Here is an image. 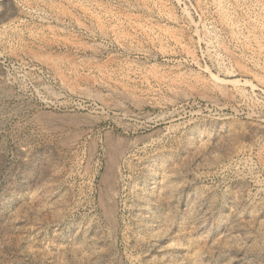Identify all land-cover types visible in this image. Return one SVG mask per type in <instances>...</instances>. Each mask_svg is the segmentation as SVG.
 Listing matches in <instances>:
<instances>
[{
	"label": "rangeland",
	"instance_id": "obj_1",
	"mask_svg": "<svg viewBox=\"0 0 264 264\" xmlns=\"http://www.w3.org/2000/svg\"><path fill=\"white\" fill-rule=\"evenodd\" d=\"M0 264H264V0H0Z\"/></svg>",
	"mask_w": 264,
	"mask_h": 264
},
{
	"label": "bare ground",
	"instance_id": "obj_2",
	"mask_svg": "<svg viewBox=\"0 0 264 264\" xmlns=\"http://www.w3.org/2000/svg\"><path fill=\"white\" fill-rule=\"evenodd\" d=\"M82 26V25H81ZM100 26V25H99ZM65 31V30H64ZM102 32V31H101ZM105 33V32H104ZM107 33V32H106ZM98 35V34H97ZM96 35V36H97ZM109 35V34H108ZM107 35V36H108ZM95 36V35H94ZM107 36H105L102 32L101 36L99 35V37H102L104 40L108 39ZM118 38V37H117ZM77 40V39H76ZM103 40V41H104ZM109 40V39H108ZM93 41V40H92ZM71 42V41H70ZM114 43H116L118 45V48L120 50V54L119 57L121 58V60H119L115 54H113L111 57H109L108 60H106L102 67L99 66V70L102 71V73L104 74V77L111 83V85H113L112 87L115 88L116 90H121V91H125V93H131L133 92V90H137L135 87L132 88L131 85H129V81L132 79L137 78V76H141L143 70H145L147 68V66L150 65V61L152 58L155 57L154 54H151L149 51L141 48V47H135V46H126L123 42V40L120 39H115L113 41ZM66 43V42H65ZM73 44V43H72ZM92 44V43H91ZM62 45V44H61ZM63 45L65 46V44L63 43ZM62 45V46H63ZM71 43H69V48H70ZM104 46V45H103ZM73 47V45H72ZM75 47V46H74ZM66 49V48H65ZM71 49V48H70ZM69 49V50H70ZM74 49V48H73ZM77 49V48H76ZM75 49V50H76ZM87 49V48H86ZM88 50V49H87ZM86 51V50H85ZM90 51V49H89ZM72 52V51H71ZM79 52V51H78ZM82 52V51H81ZM93 56L95 57V54H99L101 53V49H99L98 47H95V49H92ZM85 54V53H84ZM89 55V54H88ZM92 55V54H91ZM91 57V56H88ZM97 58V57H96ZM92 59V58H91ZM94 59V58H93ZM92 59V60H93ZM158 59V58H157ZM99 60V59H98ZM154 60V59H153ZM100 61V60H99ZM90 62V61H89ZM95 62V61H94ZM101 62V61H100ZM153 62V61H152ZM81 63V62H80ZM68 64V63H67ZM96 64V63H95ZM89 65V64H88ZM100 65V63H99ZM153 65V64H151ZM95 66V65H94ZM88 67V66H87ZM93 67V65H92ZM95 68V67H94ZM98 68V67H97ZM152 68H154L152 66ZM155 69V68H154ZM97 69V71H99ZM157 70V69H156ZM154 71H152L153 73ZM98 74V73H97ZM101 75V73H99ZM149 74V73H147ZM99 75V76H100ZM150 75V74H149ZM98 76V77H99ZM143 76V75H142ZM151 76V75H150ZM153 76H155V74H153ZM152 76V77H153ZM103 77V79H104ZM101 78V77H100ZM143 78V77H142ZM141 78V79H142ZM155 78V77H154ZM106 79H104L103 84H105V82L107 81ZM146 79V78H145ZM144 79V80H145ZM161 79V77H160ZM106 80V81H105ZM150 80V79H149ZM156 80V79H155ZM98 81V80H97ZM142 81V80H141ZM147 81V80H146ZM108 82V83H109ZM101 83V82H100ZM147 83V82H146ZM107 85V84H106ZM107 85V89H108ZM110 88V86H109ZM120 91V92H121ZM119 92V91H118ZM134 95V94H132ZM135 96V95H134ZM86 98V97H85ZM90 101L91 105L94 106V108H90L91 106L88 105H78L77 107H74L73 110H70V112L73 113H66L64 115H62V121L64 122V125H67L68 128H72V129H87V128H92V127H96L97 125H99L100 123H102L104 120L102 117L97 116L99 115V113L97 112V109L99 108L98 106H101L102 109H100L101 111L104 110V108L108 107V104L103 102L102 100L96 99V98H91L88 97L86 98ZM128 99V97H127ZM85 101V100H84ZM142 108V107H141ZM90 110V112H89ZM80 111H86L87 114H79ZM94 114V115H93ZM106 115V114H105ZM108 118V117H107ZM58 119V118H56ZM108 121V120H107ZM106 122V121H105ZM149 122H152L150 124H156V121H151L149 120ZM139 127V126H138ZM135 128V127H134ZM124 131L129 132L127 129H124ZM135 131V130H134ZM122 133V132H121ZM77 134V133H76ZM151 141V140H150ZM60 258V257H59Z\"/></svg>",
	"mask_w": 264,
	"mask_h": 264
}]
</instances>
